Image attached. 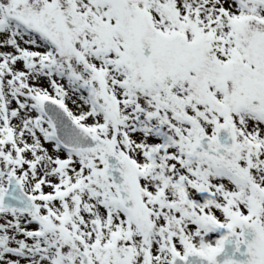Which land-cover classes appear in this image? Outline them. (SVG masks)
Returning <instances> with one entry per match:
<instances>
[{"label":"snow or ice","instance_id":"1","mask_svg":"<svg viewBox=\"0 0 264 264\" xmlns=\"http://www.w3.org/2000/svg\"><path fill=\"white\" fill-rule=\"evenodd\" d=\"M0 264H264V0H0Z\"/></svg>","mask_w":264,"mask_h":264}]
</instances>
